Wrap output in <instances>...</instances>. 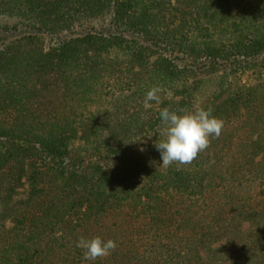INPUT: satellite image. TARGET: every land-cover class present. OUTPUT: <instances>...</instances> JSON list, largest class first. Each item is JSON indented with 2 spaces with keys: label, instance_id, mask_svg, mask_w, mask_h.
<instances>
[{
  "label": "trees",
  "instance_id": "16d2710c",
  "mask_svg": "<svg viewBox=\"0 0 264 264\" xmlns=\"http://www.w3.org/2000/svg\"><path fill=\"white\" fill-rule=\"evenodd\" d=\"M195 102L221 134L165 169ZM0 264H264V0H0Z\"/></svg>",
  "mask_w": 264,
  "mask_h": 264
},
{
  "label": "clouds",
  "instance_id": "9594fccd",
  "mask_svg": "<svg viewBox=\"0 0 264 264\" xmlns=\"http://www.w3.org/2000/svg\"><path fill=\"white\" fill-rule=\"evenodd\" d=\"M160 91L158 87L147 91L146 108L152 101L159 103ZM159 119L163 126V138L155 143V147L160 153V164L165 169L172 164H190L198 153L208 147L210 138L220 136L223 128V121L212 115V109L200 106L199 102L194 103L191 111L163 108ZM75 247L82 250L85 262H91L109 256L116 249L117 242L100 236H80Z\"/></svg>",
  "mask_w": 264,
  "mask_h": 264
},
{
  "label": "rangeland",
  "instance_id": "374dc122",
  "mask_svg": "<svg viewBox=\"0 0 264 264\" xmlns=\"http://www.w3.org/2000/svg\"><path fill=\"white\" fill-rule=\"evenodd\" d=\"M107 24L106 23H103V24H101L100 26H97V29H101L102 27H104V26H106ZM88 29H90V26H86L85 27V30H88ZM18 34H21V33H23V31H18L17 32ZM7 36H10V32L9 33H7L6 34ZM219 75H217V74H215V76L213 77L214 79L213 80H216V79H218L219 77H218ZM213 82V81H212ZM206 87H208V88H210V89H212V87H213V85H212V83H210V84H207V86ZM207 89V88H206ZM206 100V95L205 94H202V97H199V102H203V101H205Z\"/></svg>",
  "mask_w": 264,
  "mask_h": 264
}]
</instances>
